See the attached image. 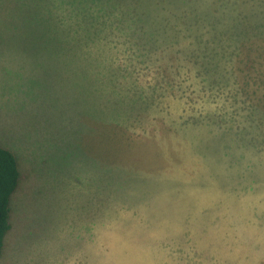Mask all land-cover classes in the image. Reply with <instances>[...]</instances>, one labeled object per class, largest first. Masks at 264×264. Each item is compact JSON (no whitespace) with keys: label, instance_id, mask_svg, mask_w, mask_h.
<instances>
[{"label":"rangeland","instance_id":"obj_1","mask_svg":"<svg viewBox=\"0 0 264 264\" xmlns=\"http://www.w3.org/2000/svg\"><path fill=\"white\" fill-rule=\"evenodd\" d=\"M36 1L69 38L0 0V264H264V0Z\"/></svg>","mask_w":264,"mask_h":264},{"label":"trees","instance_id":"obj_2","mask_svg":"<svg viewBox=\"0 0 264 264\" xmlns=\"http://www.w3.org/2000/svg\"><path fill=\"white\" fill-rule=\"evenodd\" d=\"M22 3L16 6L19 10L20 8H23V11L30 15L31 18L34 21L41 22L40 25L43 27H50L51 33H55L59 37H64L67 39L69 38L68 34H65V32L61 29L63 26H65L67 30V25L64 24V20L62 16H58V19L56 20L55 17H53L50 14H47L46 16H42L40 18L36 12V0H21ZM72 4L73 9H71L70 14L76 15V17H81V2L77 0H69ZM78 8V9H77ZM39 13V12H38ZM9 14H6V16ZM15 16L9 15V19H2L0 23L2 25L0 26V35L3 34V32H7L9 29L16 28L21 31V26H15L17 22L13 20ZM61 18L63 22L61 21ZM30 26V24L28 23ZM68 32V30H67ZM9 34V33H7ZM69 45V42H68ZM73 50H76V48H71ZM69 50V48H68ZM70 52H77V51H70ZM20 182V170H19V164L17 161L16 155L8 148L0 145V258L2 256L3 247H4V241L7 234L10 232L12 226H11V201L12 197L15 194V192L18 190Z\"/></svg>","mask_w":264,"mask_h":264}]
</instances>
